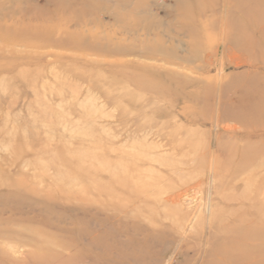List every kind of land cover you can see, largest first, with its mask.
I'll return each mask as SVG.
<instances>
[{
  "label": "rangeland",
  "instance_id": "374dc122",
  "mask_svg": "<svg viewBox=\"0 0 264 264\" xmlns=\"http://www.w3.org/2000/svg\"><path fill=\"white\" fill-rule=\"evenodd\" d=\"M264 264V0H0V264Z\"/></svg>",
  "mask_w": 264,
  "mask_h": 264
},
{
  "label": "bare ground",
  "instance_id": "6f19581e",
  "mask_svg": "<svg viewBox=\"0 0 264 264\" xmlns=\"http://www.w3.org/2000/svg\"><path fill=\"white\" fill-rule=\"evenodd\" d=\"M251 264V263H250Z\"/></svg>",
  "mask_w": 264,
  "mask_h": 264
}]
</instances>
